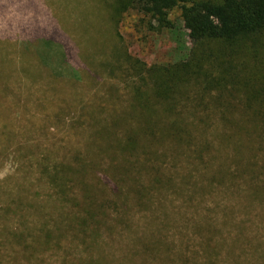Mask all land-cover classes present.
<instances>
[{
	"label": "rangeland",
	"instance_id": "374dc122",
	"mask_svg": "<svg viewBox=\"0 0 264 264\" xmlns=\"http://www.w3.org/2000/svg\"><path fill=\"white\" fill-rule=\"evenodd\" d=\"M179 14L159 29L121 0H0V264H264V131L190 103L193 80L174 109L153 96L147 67L192 47ZM233 69L254 84L264 55ZM172 120L192 123L180 143ZM117 152L120 194L102 176Z\"/></svg>",
	"mask_w": 264,
	"mask_h": 264
},
{
	"label": "trees",
	"instance_id": "16d2710c",
	"mask_svg": "<svg viewBox=\"0 0 264 264\" xmlns=\"http://www.w3.org/2000/svg\"><path fill=\"white\" fill-rule=\"evenodd\" d=\"M121 2L124 9L137 10L147 18L148 26L155 23L159 29L174 25L169 13L178 7L179 17L192 39V47L188 49L186 57L165 68L164 74L160 72L162 69L160 66L147 67L149 71L159 72L157 81L151 84L156 99L166 100L174 109L175 95H180V99L188 96L192 104L202 107L210 104L213 107L209 109H218L222 124L231 131L239 126L247 135H250L252 129L257 132L264 131V75L260 79L259 76V80L251 84L245 74L237 75V71L234 72L233 69L237 66L244 69L251 60L257 62L263 60L264 0H121ZM191 80L200 83L201 88L191 94H185L186 89L182 86H186ZM227 80L229 83H226ZM235 82L242 85L236 99L228 94L229 89L235 87ZM220 83L223 88L213 97L212 93L218 89ZM209 84L212 85L209 87ZM234 110L240 116L228 117L227 114L231 112L233 114ZM190 125L192 123L187 121L172 120L165 125L164 131L174 135L175 142L180 143L185 139ZM146 126L148 128L149 124L146 123ZM125 139V144H121L120 139L113 140L114 145L118 148L124 145L125 151L134 150L136 146L133 145L132 137L129 135ZM137 147L141 148L138 145ZM140 153L139 151V157ZM111 154L113 161L109 165L110 173L107 171L102 176L111 183L110 188L115 194L125 193L126 191L121 192L116 186L126 180L121 178H128L127 176L133 174L134 163L127 160L124 154L118 152ZM251 172H256L254 167L251 168ZM155 177L158 183L162 181L161 175ZM142 186L138 185L141 187L140 190L144 188ZM95 187L97 191L105 190L99 183H96ZM140 190L137 192L140 193ZM94 200L92 203L97 213L102 205ZM100 201L102 203L101 199Z\"/></svg>",
	"mask_w": 264,
	"mask_h": 264
}]
</instances>
